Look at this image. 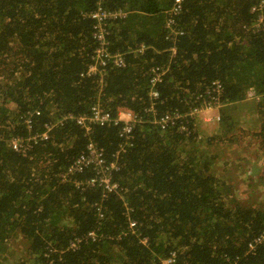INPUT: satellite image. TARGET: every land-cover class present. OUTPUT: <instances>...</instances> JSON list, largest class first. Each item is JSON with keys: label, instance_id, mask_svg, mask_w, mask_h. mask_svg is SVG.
I'll list each match as a JSON object with an SVG mask.
<instances>
[{"label": "trees", "instance_id": "trees-1", "mask_svg": "<svg viewBox=\"0 0 264 264\" xmlns=\"http://www.w3.org/2000/svg\"><path fill=\"white\" fill-rule=\"evenodd\" d=\"M173 3L0 0V264H264V241L250 248L264 235V207L233 204L189 116L219 82L221 107L257 104L264 143L259 2L183 0L168 25ZM98 5L126 16L98 24ZM95 24L124 67L89 71ZM155 67L166 73L152 87ZM95 106L117 120L131 111L130 134L120 120L87 134L77 119ZM90 141L116 166L117 192L88 184L94 165L70 172Z\"/></svg>", "mask_w": 264, "mask_h": 264}, {"label": "rangeland", "instance_id": "rangeland-1", "mask_svg": "<svg viewBox=\"0 0 264 264\" xmlns=\"http://www.w3.org/2000/svg\"><path fill=\"white\" fill-rule=\"evenodd\" d=\"M160 69L166 73V69ZM216 110L207 120L197 119L202 139H208L205 146L214 156L211 172L231 186L233 204L264 207V143L256 136L262 120L257 104L244 101ZM15 237L14 243L22 247L25 241Z\"/></svg>", "mask_w": 264, "mask_h": 264}, {"label": "built area", "instance_id": "built-area-1", "mask_svg": "<svg viewBox=\"0 0 264 264\" xmlns=\"http://www.w3.org/2000/svg\"><path fill=\"white\" fill-rule=\"evenodd\" d=\"M259 5L258 7H255L252 9L253 12H257V21L258 25L264 21V0H258ZM183 0H174L173 7L169 11V24H172V19L175 18L176 15L179 14L182 8ZM126 14L122 11H107L105 10L101 5H98L97 12L92 15V19H97L98 24L105 23L106 20H110L111 22H114L115 20L121 19L125 17ZM94 30L96 31L94 34V38L99 43V47L95 51V57L94 61L89 67L90 72H96L98 71V64H100V67H104L107 62H110L115 67H124V59L121 55L117 54L114 56H110L108 53V42L106 38V33L103 32V28H101L100 25L95 24ZM98 68V69H97ZM164 76V73L161 71L160 67H155L151 71V80L150 83L152 87H154L155 84L162 81ZM221 92V84L219 82H215L212 85V88L208 90L205 94H202L197 97L196 99V106L191 110L189 113V116H193L196 119H200L204 116V119L207 120V115L213 110L218 109L221 107V103L219 100V94ZM249 95H254V91H249ZM158 94L156 90L153 88L151 91V98H157ZM124 116L126 117V120L123 121L122 117H119V119H113L111 115L107 112H103L102 109H100L98 106H95L92 108L91 116L88 119L85 118H78L77 123L85 130V132L88 134L91 129V123L92 124H99L101 126H110L113 123H117L119 120L124 122L125 126L122 131V136L126 134H130L133 124L135 122V118L131 111H125ZM181 118V115L178 113H175L173 117H170L171 120L174 118ZM169 117L166 116L164 119H162L163 127L168 122ZM199 124V122H198ZM185 127H182V131H185ZM43 137L46 138V135H43ZM13 148L16 151L21 152L23 145L20 141L14 140L13 141ZM94 165L96 169V173L94 178L88 181V184H100L105 187L106 190L109 192H117L119 185L112 181L111 179V172L113 169L116 168V166L111 163L108 164L104 158L103 151L101 149H98L96 144L90 141L86 147V150L83 152V154L75 161L74 165L71 167L70 172H80L84 168ZM134 225V224H132ZM131 225V226H132ZM264 241V235L254 240L253 243H251L250 248L251 250H255L258 244L262 243ZM75 246V245H73ZM173 258L167 260V263L172 262Z\"/></svg>", "mask_w": 264, "mask_h": 264}, {"label": "crops", "instance_id": "crops-1", "mask_svg": "<svg viewBox=\"0 0 264 264\" xmlns=\"http://www.w3.org/2000/svg\"><path fill=\"white\" fill-rule=\"evenodd\" d=\"M217 112V110H213V114H215ZM120 115H119V117H122V119L123 120H126V117L124 116V114H125V111H120V113H119ZM242 162V161H241ZM222 166L224 167V165L222 164Z\"/></svg>", "mask_w": 264, "mask_h": 264}, {"label": "clouds", "instance_id": "clouds-1", "mask_svg": "<svg viewBox=\"0 0 264 264\" xmlns=\"http://www.w3.org/2000/svg\"><path fill=\"white\" fill-rule=\"evenodd\" d=\"M213 110H216V109H213ZM213 110H212V111H213ZM122 111H129V110H122ZM212 111H211V112H212ZM211 112L209 113L210 117H211ZM119 115H120V114H119ZM209 115H207V116H205V117H209ZM203 117H204V116H203ZM203 117H201L200 120L203 119ZM204 120H205V119H204ZM123 121H124V120H123Z\"/></svg>", "mask_w": 264, "mask_h": 264}]
</instances>
